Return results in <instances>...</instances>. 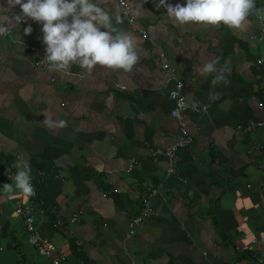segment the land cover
Masks as SVG:
<instances>
[{
	"label": "crops",
	"instance_id": "1",
	"mask_svg": "<svg viewBox=\"0 0 264 264\" xmlns=\"http://www.w3.org/2000/svg\"><path fill=\"white\" fill-rule=\"evenodd\" d=\"M126 1L142 35L117 0L104 6L136 38L138 63L127 73H89L39 68L28 47L43 44L42 24H17L20 7L0 0V25L11 30L0 38V264H49L29 242L19 205L32 208L34 226L66 264H264V127L244 132L264 123V14L250 15L243 30L180 26L159 0ZM255 4L264 8V0ZM161 54L185 85L189 108L180 118L171 115ZM210 60L229 68L216 101L208 100L214 74L196 70ZM46 117L66 126L50 128ZM181 123L193 140L168 176L167 159L155 152L180 138ZM255 143L261 167L250 161ZM18 157L30 163L36 195L3 188L14 183ZM161 185L150 218L128 239L142 197Z\"/></svg>",
	"mask_w": 264,
	"mask_h": 264
},
{
	"label": "clouds",
	"instance_id": "2",
	"mask_svg": "<svg viewBox=\"0 0 264 264\" xmlns=\"http://www.w3.org/2000/svg\"><path fill=\"white\" fill-rule=\"evenodd\" d=\"M7 2L9 8L18 5L21 9L22 14L15 15L17 24L25 18L42 24V39L46 45L45 61L53 70L70 71L73 65H77L89 73L97 66L109 70H123L127 73L138 63L136 38L115 26L122 23L121 17L118 13L112 14L104 6L106 0H7ZM161 7L166 8L167 16L180 26L223 25L232 30H243L253 13L258 16L264 14V8H257L255 0H186V4L175 6L167 0H159L157 8ZM2 30L0 28V31ZM31 32V26L25 29L26 35ZM162 55L165 56L161 54L160 61ZM168 63L175 70L169 61ZM217 64L218 61L210 60L196 69L201 75L214 74L211 81L212 89L208 94L209 101L220 99L222 94L214 91L218 84L228 83L226 76L228 66L218 68ZM162 72L168 78L163 64ZM169 84L170 97L173 84ZM122 89L126 90L125 87ZM198 103L193 102V110H196ZM44 123L55 129L65 127L67 122L53 121L46 117ZM11 167L16 169L15 176L10 177L14 183L5 184L4 190L10 193L18 190L27 195H34L30 163L18 157Z\"/></svg>",
	"mask_w": 264,
	"mask_h": 264
},
{
	"label": "built area",
	"instance_id": "3",
	"mask_svg": "<svg viewBox=\"0 0 264 264\" xmlns=\"http://www.w3.org/2000/svg\"><path fill=\"white\" fill-rule=\"evenodd\" d=\"M120 10H121V16L128 19L133 31L135 34L142 35V31H140L136 26V18L133 11V8L130 6V4L126 0H117ZM3 30L0 31V38L8 37L11 33V30L5 26H1ZM144 37H147V35L144 33ZM260 40L264 43V35L260 36ZM161 61L163 64L164 72L168 75V82L173 84V89L170 92V98L173 101V109L171 112V115L175 118H180L189 108V104L187 102L186 96L183 94L182 90L184 88V83L177 77L176 71L170 66V64L167 61V58L162 55ZM264 127V123H252L250 126L246 127L244 129L245 133L251 132L252 130ZM193 138L190 135V133L187 131L186 125L184 123L180 124V138L175 141L172 145L167 147L164 151L158 150L155 152V155L161 156L163 155L167 159L168 163V169L167 174L168 176L176 175L177 173V163H178V152L189 145L192 142ZM261 145L258 143H255L252 146L251 151H249V154L251 155L250 161L253 164L258 165L259 167L262 166V163L259 161L260 154L258 153L257 156H255V152H260ZM133 163H131L130 168L133 167ZM33 185V183H32ZM162 187H155L152 189H149L147 194L142 197V208L140 209L139 215L136 217L131 218L129 223V230L127 232V238L132 239V237L135 235L137 229L146 222L150 216H151V199L153 197L159 196L162 194ZM34 194L36 195L37 192L34 190ZM104 198L108 195L104 193L102 195ZM17 212L23 217L24 219V226H25V233L27 235V238L29 242L39 248L42 251V254L48 258L49 264H66L67 256L61 252H57L58 249L56 246L48 241L47 239L43 238L39 231L34 226V221L32 217V208L26 205H19L17 207ZM73 223L78 222V217H74L71 220ZM64 226V224L61 222V220H57V222L54 224V228L60 229ZM237 251H240L241 248L237 247Z\"/></svg>",
	"mask_w": 264,
	"mask_h": 264
},
{
	"label": "bare ground",
	"instance_id": "4",
	"mask_svg": "<svg viewBox=\"0 0 264 264\" xmlns=\"http://www.w3.org/2000/svg\"><path fill=\"white\" fill-rule=\"evenodd\" d=\"M10 36V34H9ZM7 38V37H5ZM45 48H46V45L42 44L40 47H28L29 51H31V53L34 55L35 57V61H36V65L39 67V68H43V69H46V70H49V71H54L50 64L48 62L45 61ZM55 80H53L54 82Z\"/></svg>",
	"mask_w": 264,
	"mask_h": 264
}]
</instances>
